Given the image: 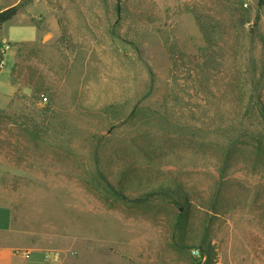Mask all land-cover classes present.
<instances>
[{
	"label": "rangeland",
	"instance_id": "1",
	"mask_svg": "<svg viewBox=\"0 0 264 264\" xmlns=\"http://www.w3.org/2000/svg\"><path fill=\"white\" fill-rule=\"evenodd\" d=\"M68 2L101 3L105 17ZM10 5L0 205L14 226L81 249L78 264H104L106 247L152 264H264V0H0V11ZM18 24L41 36L20 42L38 32ZM100 172L145 200L114 194Z\"/></svg>",
	"mask_w": 264,
	"mask_h": 264
},
{
	"label": "crops",
	"instance_id": "2",
	"mask_svg": "<svg viewBox=\"0 0 264 264\" xmlns=\"http://www.w3.org/2000/svg\"><path fill=\"white\" fill-rule=\"evenodd\" d=\"M66 5L67 9L97 11L96 14H91L88 12L82 13V16L85 15V17L87 18H90L91 16H95L96 19L105 17L104 13L99 12L100 10H102L101 3L83 4L77 2H68ZM11 6L13 5L3 8L1 11ZM57 9H59V7ZM16 16L17 15L5 22L3 24V27L7 28L9 23L16 20ZM18 25H31V27L35 29L37 28L38 34L40 33L38 36L37 33L32 31L28 37H26L24 40H20V42L37 41L41 36L40 28L36 24ZM3 72V70L0 71V89L10 93V91L12 90V84L8 79H4L3 77H1ZM36 237L37 236L34 231L28 230L26 228L15 227L14 216L12 214L11 208L8 206L0 205V264H78L79 258L83 256L81 249H74V251L71 252L65 249H63V251H58L55 248L44 246L42 244H39V242L37 243ZM119 249L124 250L122 246H119ZM106 251V254H108V258L105 259L106 262L104 264H152L151 262H154V259H141L138 257L130 258L125 261L123 260V258L113 253L107 247ZM116 257L119 258V260H117Z\"/></svg>",
	"mask_w": 264,
	"mask_h": 264
},
{
	"label": "trees",
	"instance_id": "3",
	"mask_svg": "<svg viewBox=\"0 0 264 264\" xmlns=\"http://www.w3.org/2000/svg\"><path fill=\"white\" fill-rule=\"evenodd\" d=\"M17 12H18V7L17 6H13V7H10L8 9H5L3 11H0V29L3 26V24L5 22H7L8 20L12 19L17 14ZM99 176H100L101 180L106 184V186L114 194L118 195L119 197H122V198H124L125 200H127L129 202H142L143 200H145V199H136V200H133V199H130L129 197L124 196L123 193L120 192V191H118L116 189V187L108 180V178L106 177V175L104 173L100 172L99 173ZM200 251H201V255L202 256H206V254L203 253V251L201 249H200ZM206 258H208V257L206 256Z\"/></svg>",
	"mask_w": 264,
	"mask_h": 264
},
{
	"label": "built area",
	"instance_id": "4",
	"mask_svg": "<svg viewBox=\"0 0 264 264\" xmlns=\"http://www.w3.org/2000/svg\"><path fill=\"white\" fill-rule=\"evenodd\" d=\"M244 4L247 6V3H244ZM8 48H10L9 45H4V47H3L4 50H7ZM44 101H48V99L44 98ZM194 254H195V256H198V257L202 258L203 260L207 259L206 256L201 255V252L199 249L194 250Z\"/></svg>",
	"mask_w": 264,
	"mask_h": 264
}]
</instances>
